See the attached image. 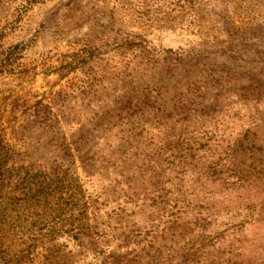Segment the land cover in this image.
<instances>
[{
  "label": "rangeland",
  "instance_id": "obj_1",
  "mask_svg": "<svg viewBox=\"0 0 264 264\" xmlns=\"http://www.w3.org/2000/svg\"><path fill=\"white\" fill-rule=\"evenodd\" d=\"M263 71L264 0H0L2 189L63 228L34 262L264 264V174L231 154L264 141ZM194 127L212 152L147 160Z\"/></svg>",
  "mask_w": 264,
  "mask_h": 264
},
{
  "label": "trees",
  "instance_id": "obj_2",
  "mask_svg": "<svg viewBox=\"0 0 264 264\" xmlns=\"http://www.w3.org/2000/svg\"><path fill=\"white\" fill-rule=\"evenodd\" d=\"M264 75V71L261 73ZM262 93L260 98L255 100L245 98V104L249 105L250 102L253 103H263L264 97V78L262 79V85L260 86ZM195 92H199L196 90ZM143 99H135V103L138 106H142L150 96L143 95ZM140 108V107H139ZM194 123L202 120L206 114L201 112L202 109L194 108ZM164 136L162 141L158 143L157 146L151 147L154 150L153 154H147L150 162H156L155 167L161 169V173L164 171V166L160 163L162 162L167 168L175 162V159L179 161L185 159L186 156L192 155L194 152V157L199 154V151L206 149L209 152V140L210 137H207V133L201 128L196 129L194 127V139L192 137H181L175 131L168 130V132H163ZM178 136V137H177ZM177 139V142H172L173 138ZM253 143H246L245 145L233 146L231 148V154L243 155L246 160L249 161V169L247 173L249 177H244L238 173L235 175L236 180L234 183H249L255 182L258 180L260 175L264 174V141H259V139H254ZM257 144V145H256ZM7 149L0 140V166L3 163L2 159L4 154L7 157L9 153L3 149ZM5 151V153L3 152ZM212 152V151H211ZM153 158H152V157ZM5 157V158H6ZM159 157V158H158ZM261 163V164H260ZM151 165V164H149ZM146 165L145 167H149ZM217 163L211 162L205 167L209 171H206V176H213L215 174V166ZM150 168V167H149ZM154 168V165H152ZM211 172V175L209 174ZM163 176V175H162ZM224 182L226 177L214 176L213 180H221ZM233 184V183H232ZM254 186V185H253ZM28 197L30 195L28 194ZM15 195L9 196L7 199L6 194L2 189V179L0 178V264H36L33 260L32 252L36 246L42 242L43 238L46 241L54 239V234L63 231L62 225H57L56 222L48 214L42 210V212L34 211V208H28L24 213V217L20 218V205L16 207L17 203L15 202ZM16 207V208H15ZM83 245L81 242L80 245Z\"/></svg>",
  "mask_w": 264,
  "mask_h": 264
}]
</instances>
